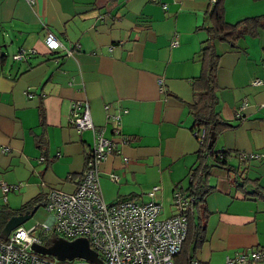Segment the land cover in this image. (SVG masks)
Wrapping results in <instances>:
<instances>
[{
    "label": "crops",
    "instance_id": "obj_1",
    "mask_svg": "<svg viewBox=\"0 0 264 264\" xmlns=\"http://www.w3.org/2000/svg\"><path fill=\"white\" fill-rule=\"evenodd\" d=\"M213 4L0 0V240L23 226L6 236L12 215L44 209L48 190L75 189L97 129L115 141L98 165L102 197L146 202L158 186L161 217L178 212L173 194L185 193L199 159L188 103L204 65ZM220 11L235 23L263 16L264 0H222ZM48 32L61 46L45 45ZM213 45L219 54L215 110L226 124L209 144L231 153L234 170L208 168L212 187L204 209H191L188 238L172 264H226L239 255L244 260L230 264H264V23L233 43L215 39ZM19 49L34 52L10 60L8 52ZM256 78L261 82L253 83ZM77 102L88 104L95 130L70 124Z\"/></svg>",
    "mask_w": 264,
    "mask_h": 264
},
{
    "label": "built area",
    "instance_id": "obj_2",
    "mask_svg": "<svg viewBox=\"0 0 264 264\" xmlns=\"http://www.w3.org/2000/svg\"><path fill=\"white\" fill-rule=\"evenodd\" d=\"M33 3L34 0H28ZM48 48L61 46L51 34L44 38ZM29 52L33 53L34 49ZM70 51H68L69 53ZM27 51L19 49L15 59L25 58ZM160 81V80H159ZM256 78L253 83H260ZM245 106L244 103L241 104ZM89 106L79 102L72 105L69 114L70 124L77 130L92 129ZM119 116H114V122ZM118 133V128L115 129ZM193 135L201 144L205 136V128L193 131ZM115 141L103 135L101 129L95 132V140L90 147L89 155L75 189L64 192L50 189L46 192L44 209L49 212L46 223L39 221L28 228H14L8 238L0 240V264H96L95 262L73 257L57 259L53 255L41 254L32 245H47L53 237L73 240L85 237L91 249L96 251L100 264H172L174 256L181 250L187 232L188 202L192 197L177 190L173 201L178 212L161 217L159 204L154 200V192L158 186L148 192L150 199L136 202L130 199L106 201L100 191L98 165L108 154L113 152ZM248 156L255 157L254 154ZM110 178L117 180V175L110 173ZM7 186H2L7 191ZM253 259L260 254L251 253ZM243 255L228 259L226 264L242 262ZM191 264H200L196 259Z\"/></svg>",
    "mask_w": 264,
    "mask_h": 264
},
{
    "label": "trees",
    "instance_id": "obj_3",
    "mask_svg": "<svg viewBox=\"0 0 264 264\" xmlns=\"http://www.w3.org/2000/svg\"><path fill=\"white\" fill-rule=\"evenodd\" d=\"M221 6L222 0H214V4L210 10L212 25L208 29L209 35L205 39V44L201 48V56L204 65L200 75L196 77V81L194 82L195 97L190 103H188L189 111L194 120L192 131L204 127L205 136L198 149V164H196L189 172V183L185 189L186 196L192 197L193 199L188 202L189 210L187 209L188 211H186L187 232L183 242L188 238V227L190 222L189 213L191 209H204V196L212 187L205 180L210 165L224 167L229 172L234 170L232 164L228 163V158L231 156V153L226 150L214 151L212 149V144H209L210 134L212 133L215 137V135L226 124L219 113L215 110V105L217 103L215 71L219 61V54L214 49L213 41L215 39H223L233 43V39L238 35L253 30L257 24L261 25L264 23V15L248 16L235 23H229L225 21L223 14L220 11ZM24 50L27 51L25 57L32 54L29 50ZM14 54L15 53L12 54V58ZM208 158H211L210 162H207ZM197 227L199 230L203 228L200 225ZM188 264H191V260H189Z\"/></svg>",
    "mask_w": 264,
    "mask_h": 264
},
{
    "label": "water",
    "instance_id": "obj_4",
    "mask_svg": "<svg viewBox=\"0 0 264 264\" xmlns=\"http://www.w3.org/2000/svg\"><path fill=\"white\" fill-rule=\"evenodd\" d=\"M213 134H210V139ZM211 143V141L209 142ZM34 212V209L19 212L12 215L6 222L3 233L7 236L10 230L18 224L28 219ZM33 249L41 254L53 255L57 259H70L73 257H81L100 264V259L93 249L90 248L85 237H78L73 240H67L62 237H53L47 245H32Z\"/></svg>",
    "mask_w": 264,
    "mask_h": 264
},
{
    "label": "rangeland",
    "instance_id": "obj_5",
    "mask_svg": "<svg viewBox=\"0 0 264 264\" xmlns=\"http://www.w3.org/2000/svg\"><path fill=\"white\" fill-rule=\"evenodd\" d=\"M11 40L7 41V45L8 48H11V45H15V39H12V42H10ZM20 45V44H19ZM18 45V46H19ZM17 50V49H15ZM16 52V51H15ZM14 51H9L8 52V58L11 60L12 59V54L15 53ZM195 137V136H194ZM196 138V137H195ZM49 212L44 210L43 207H39L32 215L31 217H29L25 222H23V226L28 227L31 224H35L36 222H42L45 221L48 218Z\"/></svg>",
    "mask_w": 264,
    "mask_h": 264
}]
</instances>
